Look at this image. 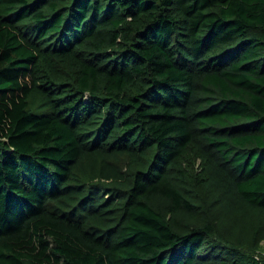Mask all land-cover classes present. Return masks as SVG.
Wrapping results in <instances>:
<instances>
[{"label": "trees", "instance_id": "trees-1", "mask_svg": "<svg viewBox=\"0 0 264 264\" xmlns=\"http://www.w3.org/2000/svg\"><path fill=\"white\" fill-rule=\"evenodd\" d=\"M0 264H264V0H0Z\"/></svg>", "mask_w": 264, "mask_h": 264}]
</instances>
